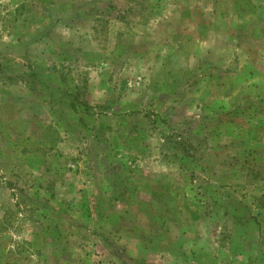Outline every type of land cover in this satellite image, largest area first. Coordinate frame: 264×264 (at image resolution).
I'll list each match as a JSON object with an SVG mask.
<instances>
[{"label":"rangeland","instance_id":"374dc122","mask_svg":"<svg viewBox=\"0 0 264 264\" xmlns=\"http://www.w3.org/2000/svg\"><path fill=\"white\" fill-rule=\"evenodd\" d=\"M0 264H264V0H0Z\"/></svg>","mask_w":264,"mask_h":264},{"label":"trees","instance_id":"16d2710c","mask_svg":"<svg viewBox=\"0 0 264 264\" xmlns=\"http://www.w3.org/2000/svg\"><path fill=\"white\" fill-rule=\"evenodd\" d=\"M73 99H74V101H73V110H75L76 112L78 111V107L77 106H81L82 108H81V112H87L88 111V109H89V106L87 105V103H85L84 101H82V102H80V101H78V99H76V96L75 95H73V94H69ZM237 216L238 215H236V214H233L232 215V218H234V220H238L239 218H237Z\"/></svg>","mask_w":264,"mask_h":264}]
</instances>
